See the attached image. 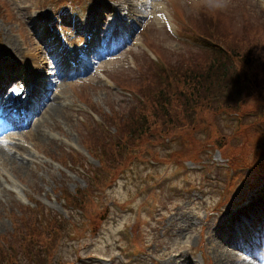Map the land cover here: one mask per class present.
I'll return each mask as SVG.
<instances>
[{"label": "rangeland", "instance_id": "1", "mask_svg": "<svg viewBox=\"0 0 264 264\" xmlns=\"http://www.w3.org/2000/svg\"><path fill=\"white\" fill-rule=\"evenodd\" d=\"M141 2L144 6L137 7ZM0 4L13 14L0 6V73L11 76L7 100L24 99V90L52 71L43 48L47 32L56 41L53 50L58 38L69 51L92 28L104 40L115 26L125 25L126 31L125 46L100 61V73L61 76L58 88L46 87V98L52 96L48 104L57 94L58 116L50 118L46 105L31 127L4 139L11 159L0 158V264H144L145 258L153 264H242L250 259L223 233L227 221L256 209L264 196V100L244 93V106L228 95L220 103L231 107L217 106L216 94L222 96L224 85L242 78L247 68L229 59L228 72L216 73L214 51L190 35L196 30L234 51L245 49L256 32L264 41V0H228L222 10L205 0ZM179 69L184 74L211 69L201 94L213 107L192 100L171 112L161 105L190 96L189 77L179 76ZM143 115L153 123L146 125L136 158L118 168L116 178L100 171V154L126 155L127 139L137 135L130 127ZM101 134H110L113 142H100ZM90 185L84 201L74 196ZM73 196L82 209L66 201Z\"/></svg>", "mask_w": 264, "mask_h": 264}, {"label": "trees", "instance_id": "2", "mask_svg": "<svg viewBox=\"0 0 264 264\" xmlns=\"http://www.w3.org/2000/svg\"><path fill=\"white\" fill-rule=\"evenodd\" d=\"M249 34V33H248ZM259 35L257 34V32L253 35L250 36L248 38L249 39V43L248 46L245 49L242 50H237L234 51V49L232 48H223V49H216L214 51V57L217 58L218 60H214L213 63L216 66V73L219 70H223L224 71V75L225 73L228 72L229 68L231 67H227L226 66V62L231 59L233 62L239 63L241 65H244L247 70H243L242 71V75L240 77H237L236 80H231L230 82L226 83L224 85V87L226 88L225 91H223L222 96H217L218 94H216V97L214 98V100L216 101V105H226L231 107L229 104H221L220 101L228 96V100L229 101H234L236 103H238L239 105H246L245 104V100H246V96H244V93H254L256 98L258 99V102H261L262 100H264V75L263 77H259L258 74L260 72H262L264 74V51L263 53H259L260 49L264 43V41H262L261 39L258 41ZM261 44V46H260ZM222 54L223 56H226L225 59H220L222 58ZM215 68V67H213ZM212 68V69H213ZM219 68V69H218ZM232 70H234V68H232ZM211 71V69H210ZM209 69H207L206 71L200 73V74H195L194 72L191 73H186L184 71H181L180 69L178 70V74L179 76H184V77H189L188 78V88L191 89V93L190 96L188 95L187 99H183V100H176L174 102L173 105H167L169 103V101H165L162 102L161 105H163L164 108H167L168 110H170L171 112L177 110V108L179 106H181L182 104L185 105L186 108V104L189 103L191 104V101L193 100L195 104L197 103H203L205 102L206 104H208V107H213L212 103L207 102L209 97L208 96H204L201 94V89L204 88V83L203 80L208 81V77H210V72ZM260 71V72H259ZM247 88H249L247 90ZM233 90H236V92L233 94V97H231V93ZM175 99H179L180 96H175ZM214 100H212V102H214ZM261 103H258V106H260ZM144 106H139L137 109H144ZM239 107L236 108V110H238ZM155 116V115H154ZM157 117H160L159 115H156ZM177 116V115H175ZM139 118V117H138ZM162 118V117H161ZM173 118V115H171V119ZM150 123H153L152 120H150L149 116L147 118V116L145 117V121H144V115H143V121H135L133 123V126L130 128H133L132 130V134L134 135V132L137 133L138 135L136 136V140L141 138L145 132V130H147L149 127H146V125H149ZM100 142H104L102 139H99ZM113 142V141H111ZM121 143L118 144V146L116 147H120ZM115 154V153H113ZM109 157H113V155L109 156ZM42 234V232L40 233ZM40 237V235H39ZM41 241L44 242L45 238L44 237H40Z\"/></svg>", "mask_w": 264, "mask_h": 264}, {"label": "bare ground", "instance_id": "3", "mask_svg": "<svg viewBox=\"0 0 264 264\" xmlns=\"http://www.w3.org/2000/svg\"><path fill=\"white\" fill-rule=\"evenodd\" d=\"M136 6L142 8L144 6V3L141 2V6L137 3ZM129 11H132V10L129 9ZM131 14L136 15L134 13H131ZM57 67H58L57 70H59L61 72V69H60L59 65H57ZM60 87H61L60 94L62 95L64 92L62 90V86H60ZM53 101H55V100L53 99ZM27 105H30V102L28 100L25 101V104L22 103L20 106L23 107V106H27ZM60 110H61V107L60 106H58L55 103H50V105L48 106V109H47V115L50 118H52L54 115L55 116H58ZM14 156H15V154H14ZM0 158L1 159H4L5 158V160L6 159H11V156L9 154H7V153L4 152V149L2 148V146H0ZM256 204L257 205H261V206H256V212L245 216V217H247V219L243 222L242 225L236 224L234 226V228L229 226L228 230L229 231H232V230L235 231V229L236 230H239L243 226H246L250 222V219H252L253 222H255L257 220H260V222L262 223L261 220H264V207H263V204H264V196L261 197L260 199H258L257 202H256ZM248 218H250V219H248ZM262 225L264 226L263 223H262ZM263 235H264V228H257V227H255L252 231H248L246 233V237H247L248 240H251L252 238H255V240L252 241L253 243L251 244V247H253L254 249H256L258 251H264V237H263ZM237 241L238 240L236 239L235 241H232V242L235 243V244H237ZM176 258H180V257L178 256ZM146 260H147V258H145L141 262H144V264H145L146 263ZM263 260H264V258H263ZM131 262L134 263V264H139L140 263V262H138V260H133ZM121 263L123 264L125 262H120L118 264H121ZM243 263L244 264H260V261L257 260V262H256L254 259L250 258V259H247V260L243 261ZM193 264H198V263L197 262H194Z\"/></svg>", "mask_w": 264, "mask_h": 264}, {"label": "clouds", "instance_id": "4", "mask_svg": "<svg viewBox=\"0 0 264 264\" xmlns=\"http://www.w3.org/2000/svg\"><path fill=\"white\" fill-rule=\"evenodd\" d=\"M205 3L215 9H224L227 7L228 0H205Z\"/></svg>", "mask_w": 264, "mask_h": 264}]
</instances>
